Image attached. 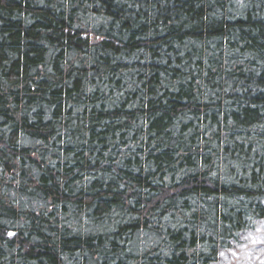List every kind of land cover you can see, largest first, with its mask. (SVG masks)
Instances as JSON below:
<instances>
[{"label":"trees","instance_id":"16d2710c","mask_svg":"<svg viewBox=\"0 0 264 264\" xmlns=\"http://www.w3.org/2000/svg\"><path fill=\"white\" fill-rule=\"evenodd\" d=\"M263 220L264 0H0V264H219Z\"/></svg>","mask_w":264,"mask_h":264},{"label":"rangeland","instance_id":"374dc122","mask_svg":"<svg viewBox=\"0 0 264 264\" xmlns=\"http://www.w3.org/2000/svg\"><path fill=\"white\" fill-rule=\"evenodd\" d=\"M244 248L221 255L219 264H264V220L257 226L256 234L244 238Z\"/></svg>","mask_w":264,"mask_h":264}]
</instances>
